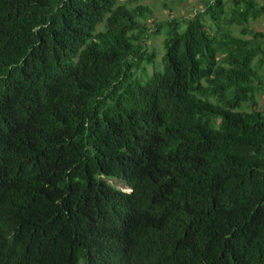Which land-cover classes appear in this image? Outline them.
I'll return each instance as SVG.
<instances>
[{
    "label": "trees",
    "instance_id": "1",
    "mask_svg": "<svg viewBox=\"0 0 264 264\" xmlns=\"http://www.w3.org/2000/svg\"><path fill=\"white\" fill-rule=\"evenodd\" d=\"M145 1L0 0V264H264V3Z\"/></svg>",
    "mask_w": 264,
    "mask_h": 264
},
{
    "label": "rangeland",
    "instance_id": "2",
    "mask_svg": "<svg viewBox=\"0 0 264 264\" xmlns=\"http://www.w3.org/2000/svg\"><path fill=\"white\" fill-rule=\"evenodd\" d=\"M204 0H170L167 1V6H163L162 0H146L145 2L149 3L153 9V15L151 18L148 19L149 25L153 28L155 27L154 21L160 20L161 22L171 18H183V17H192L195 15V11L197 9L203 8ZM227 2V0H225ZM259 3H264V0H257ZM250 26L256 30H264V13L262 16L257 17L255 20L250 22ZM234 32L236 35H240V29L233 27ZM164 31L151 35L148 40L147 44L149 49L155 50L157 52V63H160L161 55L163 53V46L162 40L164 38ZM263 63L260 71L264 74V55L262 56ZM259 103L256 106H251L255 108H259L264 110V92H260L257 94ZM250 104V102H249ZM248 110L250 107L247 108ZM110 182L113 183L115 186L120 188H127L126 184L123 182H119L117 179H110Z\"/></svg>",
    "mask_w": 264,
    "mask_h": 264
},
{
    "label": "clouds",
    "instance_id": "3",
    "mask_svg": "<svg viewBox=\"0 0 264 264\" xmlns=\"http://www.w3.org/2000/svg\"><path fill=\"white\" fill-rule=\"evenodd\" d=\"M109 181H110V179H109ZM126 186H127V188H120V187H118V188L122 189L123 191L130 192L131 188L127 184H126Z\"/></svg>",
    "mask_w": 264,
    "mask_h": 264
}]
</instances>
